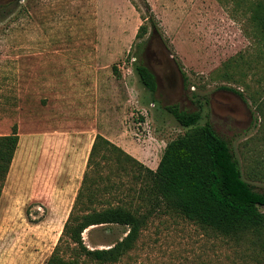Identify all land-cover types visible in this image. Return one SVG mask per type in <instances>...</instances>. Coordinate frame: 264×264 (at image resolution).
<instances>
[{"label":"rangeland","instance_id":"rangeland-1","mask_svg":"<svg viewBox=\"0 0 264 264\" xmlns=\"http://www.w3.org/2000/svg\"><path fill=\"white\" fill-rule=\"evenodd\" d=\"M0 4L9 6L0 12V136L11 134L15 124L20 136L0 201V264H46L86 173L105 189L103 199L152 210L135 248L117 264H260L262 253L248 242L237 244L157 206L143 182L145 169L105 159L104 151L88 168L100 134L156 170L166 145L187 131L165 109L177 105L202 113L200 124H212L244 179L264 193V43L246 5ZM143 24L149 33L137 40ZM137 54L157 77L156 94L134 70ZM127 230L96 226L83 236L88 247L102 249Z\"/></svg>","mask_w":264,"mask_h":264},{"label":"trees","instance_id":"trees-1","mask_svg":"<svg viewBox=\"0 0 264 264\" xmlns=\"http://www.w3.org/2000/svg\"><path fill=\"white\" fill-rule=\"evenodd\" d=\"M244 3L250 12L257 39L264 43V0H236ZM8 5L0 4V12ZM149 33L143 24L137 40ZM141 45V44H140ZM134 70L143 86L152 94L158 91L155 73L141 56L135 55ZM115 71L117 69L115 68ZM186 79V78H185ZM223 88L241 94L238 90ZM187 131L170 141L156 170L149 169L109 139L98 134L93 143L88 168L98 153L118 164H133L145 169L144 183L157 206H165L186 219L209 228L237 244L248 242L262 253L258 263L264 264V193L255 190L243 177L240 163L229 143L210 122L201 125L200 111L188 112L177 105L165 107ZM20 136L18 126L11 134L0 136V201L11 169ZM102 189L92 177L85 174L61 237L46 264H117L136 246L146 227L152 210L142 212L126 204H112L103 199ZM126 227V235L108 248H90L84 232L96 226Z\"/></svg>","mask_w":264,"mask_h":264}]
</instances>
